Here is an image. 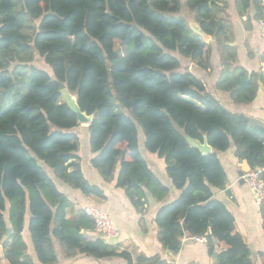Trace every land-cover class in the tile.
I'll list each match as a JSON object with an SVG mask.
<instances>
[{
    "label": "trees",
    "instance_id": "1",
    "mask_svg": "<svg viewBox=\"0 0 264 264\" xmlns=\"http://www.w3.org/2000/svg\"><path fill=\"white\" fill-rule=\"evenodd\" d=\"M236 1L241 16L253 8L254 21L263 18V0ZM190 17L208 41L192 31ZM225 30L213 0H0V244L8 264H35L27 227L40 264L58 262L54 239L67 258L133 264L118 246L86 236L94 222L82 209L67 218L74 205L54 179L86 197L103 192L74 169V130L82 124L61 85L92 117L91 165L104 180L118 169L117 187L137 212L148 209L147 194L162 201L170 193L141 154L140 132L145 149L165 161L180 194L156 215L164 251L175 255L183 240L206 237L211 256L222 248L215 264H254L234 233V216L214 192L228 183L219 154L232 147L251 169L264 168V124L228 111L179 59L210 74L217 48L222 82L238 99L251 100L259 84L264 88V71L234 68ZM190 140L206 142L213 153L204 155ZM260 209L264 228V201ZM260 258L264 264V253ZM138 262L168 264L158 255Z\"/></svg>",
    "mask_w": 264,
    "mask_h": 264
},
{
    "label": "crops",
    "instance_id": "2",
    "mask_svg": "<svg viewBox=\"0 0 264 264\" xmlns=\"http://www.w3.org/2000/svg\"><path fill=\"white\" fill-rule=\"evenodd\" d=\"M213 1L218 10V19L224 22L226 26L223 41L235 51L236 63L234 68H243L249 73L256 74L264 71V64L261 62V57L264 54V42L260 39L259 22L254 21V9L250 8L245 15L241 16L236 0ZM188 23L191 29L194 25H198L192 17L188 19ZM179 59L183 68L188 69L201 78L206 83L208 92L214 95L228 111L235 114H243L264 124L263 86L259 84L256 96L251 100L244 96L238 99L237 95H233L227 89L228 82H222L223 69L221 56L217 48H215L212 61L213 71L210 74L198 70L194 63L185 58L179 57ZM74 132L79 137L78 159L74 161V169H80L88 183L99 187L103 192V197H86L80 191L74 190L63 182L54 179L58 189L74 205V209L67 211L68 219H72L74 212L76 213L85 206H95L102 209L113 219L115 227L120 234L117 240L112 242L104 241L110 245L118 246L121 251L128 252L132 257L133 264H139L140 258H150L156 255L167 261L171 259L177 260L179 264H215L222 248H218L215 254L211 256L207 244L198 243L188 238L183 240L182 248L178 254L174 255L163 250L158 240L161 230L155 222L156 215L160 208L172 203L180 192L173 187L167 175L165 161L145 149L144 136L141 132L139 134L141 154L153 174L170 190L169 195L162 201H157L147 194L149 206L142 213L136 211L125 191L117 187L118 169L109 180H104L91 165L95 155L91 152L88 125L82 124ZM219 157L226 171L228 183L224 189L215 190L214 199L224 204L234 216V233L239 234L248 245L253 263L263 264L260 258V254L264 253V228L261 205L257 204L243 180V176L251 168L246 161H239L235 157L234 147L226 153L219 154ZM86 236L90 239L100 238L95 230L87 232ZM24 238L28 248V255L35 264H40L28 227L25 230ZM53 243L58 258L56 264H128L125 259L119 257L103 260H95L85 256L73 259L67 258L59 242L54 239ZM0 264H8L4 259L2 244H0Z\"/></svg>",
    "mask_w": 264,
    "mask_h": 264
},
{
    "label": "built area",
    "instance_id": "3",
    "mask_svg": "<svg viewBox=\"0 0 264 264\" xmlns=\"http://www.w3.org/2000/svg\"><path fill=\"white\" fill-rule=\"evenodd\" d=\"M264 8V1H263ZM260 39L264 42V16L259 21ZM264 168L251 169L243 176V180L248 186L257 204L264 201ZM82 210L93 220L95 232L106 242H112L119 238V232L115 227L113 219L102 209L95 206H85ZM190 240L207 244L206 237L191 238ZM168 264H179L177 260H169Z\"/></svg>",
    "mask_w": 264,
    "mask_h": 264
},
{
    "label": "water",
    "instance_id": "4",
    "mask_svg": "<svg viewBox=\"0 0 264 264\" xmlns=\"http://www.w3.org/2000/svg\"><path fill=\"white\" fill-rule=\"evenodd\" d=\"M192 30L195 34L200 36L204 41H207L208 36L202 31L199 25H194ZM61 90L64 94L66 102L71 106L72 110L78 115L80 124L89 125L92 122V117H88L85 115L79 108L77 104V99L75 96L71 95L65 85H61ZM190 144L196 148H198L204 155H211L213 153V149L205 142L201 144L197 141L190 140ZM39 165H43V162H39ZM186 230V229H185ZM11 235V229L8 228L6 237L9 238Z\"/></svg>",
    "mask_w": 264,
    "mask_h": 264
},
{
    "label": "rangeland",
    "instance_id": "5",
    "mask_svg": "<svg viewBox=\"0 0 264 264\" xmlns=\"http://www.w3.org/2000/svg\"><path fill=\"white\" fill-rule=\"evenodd\" d=\"M36 66L39 67V68H41V69L48 70L47 67H46V65L43 63L42 60H37L36 61Z\"/></svg>",
    "mask_w": 264,
    "mask_h": 264
}]
</instances>
